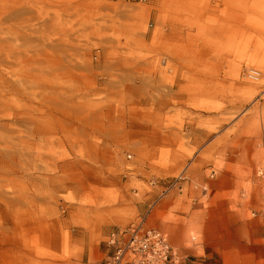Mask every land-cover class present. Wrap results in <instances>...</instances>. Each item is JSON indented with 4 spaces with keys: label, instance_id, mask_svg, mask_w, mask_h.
<instances>
[{
    "label": "rangeland",
    "instance_id": "obj_1",
    "mask_svg": "<svg viewBox=\"0 0 264 264\" xmlns=\"http://www.w3.org/2000/svg\"><path fill=\"white\" fill-rule=\"evenodd\" d=\"M239 189L264 199V0H0V264H98L161 199Z\"/></svg>",
    "mask_w": 264,
    "mask_h": 264
},
{
    "label": "crops",
    "instance_id": "obj_2",
    "mask_svg": "<svg viewBox=\"0 0 264 264\" xmlns=\"http://www.w3.org/2000/svg\"><path fill=\"white\" fill-rule=\"evenodd\" d=\"M128 132L126 130L124 134ZM105 135L113 137L112 134ZM201 190L203 197L210 198V193H229L233 189ZM191 191L198 193L199 189ZM261 192L262 189H239L237 202L229 199L217 203L183 200L177 209L184 212L176 213L177 217L168 221L158 216L169 203L168 199H161L150 209V221L167 231L169 243L178 251L180 258L169 264H264V199L259 197ZM246 197L249 199L245 200ZM148 205L137 203L136 211L143 213ZM247 210L251 212L250 216L246 215Z\"/></svg>",
    "mask_w": 264,
    "mask_h": 264
},
{
    "label": "built area",
    "instance_id": "obj_3",
    "mask_svg": "<svg viewBox=\"0 0 264 264\" xmlns=\"http://www.w3.org/2000/svg\"><path fill=\"white\" fill-rule=\"evenodd\" d=\"M245 74L255 78L256 70L248 69ZM104 245L106 251L98 264H169L180 258L166 233L147 225L144 217L109 230Z\"/></svg>",
    "mask_w": 264,
    "mask_h": 264
}]
</instances>
